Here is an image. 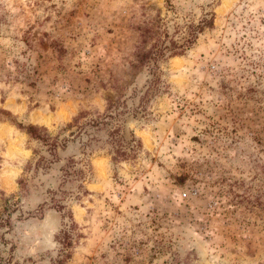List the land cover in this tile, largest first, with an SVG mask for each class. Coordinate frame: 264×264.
<instances>
[{
	"label": "rangeland",
	"instance_id": "374dc122",
	"mask_svg": "<svg viewBox=\"0 0 264 264\" xmlns=\"http://www.w3.org/2000/svg\"><path fill=\"white\" fill-rule=\"evenodd\" d=\"M0 109V264H264V0H0Z\"/></svg>",
	"mask_w": 264,
	"mask_h": 264
},
{
	"label": "trees",
	"instance_id": "16d2710c",
	"mask_svg": "<svg viewBox=\"0 0 264 264\" xmlns=\"http://www.w3.org/2000/svg\"><path fill=\"white\" fill-rule=\"evenodd\" d=\"M209 24L212 23V21L207 22ZM183 51H176L173 54H182ZM1 114H5L8 120L15 123L19 128L25 130L32 138L41 140L43 142H47L50 146H55L57 143H50V135L48 133V130L46 127H41L35 124H23L21 122H18L16 118L13 116V114L5 109H0V118ZM141 143V142H140ZM112 157L113 162H119L120 160H124L128 158V154L125 151H122L120 148L115 151V154ZM75 225V224H74ZM61 243L63 244V248L60 250L59 256H65L64 258H59L57 260V264H64L65 259L69 258L71 256V252L68 250L69 247L72 246L71 236H66L62 238Z\"/></svg>",
	"mask_w": 264,
	"mask_h": 264
}]
</instances>
